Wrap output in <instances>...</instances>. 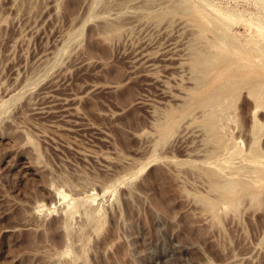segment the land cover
Segmentation results:
<instances>
[{
	"label": "rangeland",
	"instance_id": "1",
	"mask_svg": "<svg viewBox=\"0 0 264 264\" xmlns=\"http://www.w3.org/2000/svg\"><path fill=\"white\" fill-rule=\"evenodd\" d=\"M263 64L264 0H0V264H264V108L186 112Z\"/></svg>",
	"mask_w": 264,
	"mask_h": 264
},
{
	"label": "bare ground",
	"instance_id": "2",
	"mask_svg": "<svg viewBox=\"0 0 264 264\" xmlns=\"http://www.w3.org/2000/svg\"><path fill=\"white\" fill-rule=\"evenodd\" d=\"M209 53H211V52H209ZM211 54H213V52ZM214 60H216V59L213 58L212 62ZM203 61H204L203 63L201 62L202 65L206 64L203 66H208V65L210 66L212 64V62L210 60H203ZM209 62H211V64ZM215 62L216 63L219 62V65H220L221 60L220 61L218 60ZM196 64H199V62ZM217 64H215V66ZM261 64H262V61H261ZM196 68H199V67H196ZM200 69L202 70V68H200ZM209 71L215 73V76L210 80V82L206 83V85L204 86L203 89H201L200 91H198L196 93L195 98H194L190 108L186 109L187 113L190 112L191 110H194V108H197V109L202 110L206 114L205 117L207 116L209 120L211 119L214 122H216V120H217L216 113L222 112L224 109L229 107V104L237 97V95L240 93V91L244 87H247L249 92H250L249 95L247 93V96H252L254 98V100H253L255 102L254 103V109L257 111L259 109L264 108V104H263L264 94H263V90H262V88L264 87V81H263L264 75L260 74L261 70H260V73L256 74L255 76L249 75L248 73L241 74L235 69L228 70L227 67L210 68ZM200 75H203V74L201 73ZM201 77L204 78L203 76H201ZM207 81H208V79H207ZM197 89H200V88H197ZM248 90L246 89V91H248ZM224 112H222L221 114L223 115ZM179 118L180 117L177 114L170 115L169 124L167 123L168 125L164 126L163 128L160 127L162 134L166 133L170 127L175 125L176 121ZM209 124H210V122H209ZM213 128L215 130L219 129V128H215V127H213ZM220 131H219V133H220ZM222 138H223V136H222ZM230 150H231V148L227 146L223 150H220V152L215 155L216 158L215 157L214 158L215 159L220 158L217 156H220V155L222 156L223 154H225L226 152H229ZM251 160L253 163H255V168L253 167L254 168L253 171L258 173L259 177L261 178V176L264 175L263 170L260 169L261 158L259 157L258 154H254L253 158ZM255 172H253L252 174H254ZM226 175H227L229 184L227 181L224 184L230 185V188H228L226 185H224L227 187L224 192L226 193V191H227L228 194L234 193L235 191H237V192L239 191L238 190L239 188H236L237 190L234 191V189H232L233 186H234V188L236 186L237 187H243V188L248 186L249 189H254V187L257 186L258 179H259L257 177L256 179L250 178V179L244 180L245 178L243 179V176H241V174L238 173L237 169H236V171L230 172L229 174H226ZM217 178H218V176H217ZM215 185L217 186V188L222 186V185H219L218 182H215ZM223 189H222V191H223ZM242 192H244V191L242 190ZM238 193H240V192H238ZM59 194L61 195V192ZM234 194L237 195L236 193H234ZM62 197H63L62 199H65L66 195L64 194V195H62ZM252 197H254V196H252ZM238 200H239V198H238ZM235 202H236V205L238 206L239 202L238 201H235ZM231 204L234 206V204L232 202L230 203V205Z\"/></svg>",
	"mask_w": 264,
	"mask_h": 264
}]
</instances>
